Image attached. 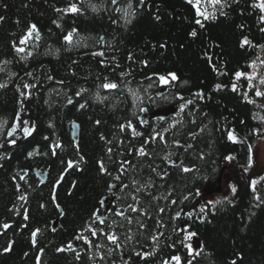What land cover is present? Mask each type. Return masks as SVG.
Returning a JSON list of instances; mask_svg holds the SVG:
<instances>
[{
    "label": "trees",
    "instance_id": "1",
    "mask_svg": "<svg viewBox=\"0 0 264 264\" xmlns=\"http://www.w3.org/2000/svg\"><path fill=\"white\" fill-rule=\"evenodd\" d=\"M259 60L256 0H0V144L22 97L28 127L0 151V264H264V176L238 208L212 192L264 130ZM167 77L178 110L142 124Z\"/></svg>",
    "mask_w": 264,
    "mask_h": 264
},
{
    "label": "rangeland",
    "instance_id": "2",
    "mask_svg": "<svg viewBox=\"0 0 264 264\" xmlns=\"http://www.w3.org/2000/svg\"><path fill=\"white\" fill-rule=\"evenodd\" d=\"M257 5L259 6V8L263 11L264 13V0H256ZM264 61H257L255 64H251V68L249 73L247 74L248 78H254L255 80H257V82L262 85L264 83V70L260 69V64L263 63ZM257 63H259L257 65ZM164 80L160 81L158 84L159 85H165V87H167V83H165ZM160 86L159 88L163 87ZM169 85V84H168ZM263 92L259 91L258 94H262ZM155 101V100H154ZM138 104V103H137ZM155 106H162V108H160L156 114H158L159 116H163L164 114L168 113L169 111H171L174 108V101L172 103V96L170 94H168L167 91L162 92L158 97L157 100L155 101ZM139 114L141 113V117L145 118L149 115L144 113V109L140 108L139 109ZM143 113V114H142ZM250 150V154L247 153L246 155L243 156L242 160L240 161L239 165H240V169H241V173L244 172V174H242L243 179L247 178V172L250 171L249 173V177L247 178L249 180V187L253 188L254 184L258 181V179L264 175V135H256L254 138V142L253 145L251 146ZM250 156H252V159L250 158ZM245 181L243 182L244 184H240V188H239V192L238 194H241L243 192V190L245 189ZM242 196V195H240ZM190 241H191V247L193 249L197 248L198 243L197 241L190 236ZM189 247V253L193 254V249Z\"/></svg>",
    "mask_w": 264,
    "mask_h": 264
},
{
    "label": "bare ground",
    "instance_id": "3",
    "mask_svg": "<svg viewBox=\"0 0 264 264\" xmlns=\"http://www.w3.org/2000/svg\"><path fill=\"white\" fill-rule=\"evenodd\" d=\"M237 161H238V158L234 156L224 157L223 162L221 163L220 168H219L217 180H215L214 182V192L218 193L217 189L225 190L226 189L225 187H228L227 186L228 183L232 182L233 180L236 181L239 179L240 175L237 170V167H238ZM228 188H235V185L233 184L232 186ZM117 189H118V186L115 187V190Z\"/></svg>",
    "mask_w": 264,
    "mask_h": 264
},
{
    "label": "water",
    "instance_id": "4",
    "mask_svg": "<svg viewBox=\"0 0 264 264\" xmlns=\"http://www.w3.org/2000/svg\"><path fill=\"white\" fill-rule=\"evenodd\" d=\"M160 92H161V91H160ZM160 92H158L157 94L159 95ZM25 118H26V116H25V115H22V116L20 117V119H19V125H20V128H19V131H18V134H19V139H18V141L21 140L22 137H23V134H22V127H23V126H22V121H23V119H25ZM78 132H79V126H78L77 122H76V121H72V122H71V130H70V134H71V138H72V140H73L74 142L77 141ZM18 141H15V140H14V142H18ZM8 142H10V140H5V141L2 143V146H4V145H5L6 143H8ZM35 173H36L38 179L40 180V182H44V181H45V179H46V174H45V173H40L38 170H36ZM22 174H23V172L20 173V175H22ZM219 179H220V178H219ZM217 190L220 191V189H217ZM241 195H242V194H241ZM241 198H242V196L239 197L240 200H239V202L237 203V206H236L237 208H238L239 205H240ZM56 227H57V221L55 220L54 223L52 224V228H53V229H56Z\"/></svg>",
    "mask_w": 264,
    "mask_h": 264
},
{
    "label": "flooded vegetation",
    "instance_id": "5",
    "mask_svg": "<svg viewBox=\"0 0 264 264\" xmlns=\"http://www.w3.org/2000/svg\"><path fill=\"white\" fill-rule=\"evenodd\" d=\"M234 181V180H233Z\"/></svg>",
    "mask_w": 264,
    "mask_h": 264
}]
</instances>
